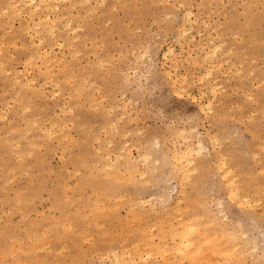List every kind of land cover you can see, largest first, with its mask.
I'll use <instances>...</instances> for the list:
<instances>
[{"label": "rangeland", "instance_id": "obj_1", "mask_svg": "<svg viewBox=\"0 0 264 264\" xmlns=\"http://www.w3.org/2000/svg\"><path fill=\"white\" fill-rule=\"evenodd\" d=\"M23 1L0 0V264L144 256L187 219L201 252L148 264H264V0Z\"/></svg>", "mask_w": 264, "mask_h": 264}, {"label": "bare ground", "instance_id": "obj_2", "mask_svg": "<svg viewBox=\"0 0 264 264\" xmlns=\"http://www.w3.org/2000/svg\"><path fill=\"white\" fill-rule=\"evenodd\" d=\"M14 1V0H13ZM21 1H23V0H21ZM34 0H31V2H32V4H34V2H33ZM40 1V0H39ZM58 1V0H57ZM20 2V1H19ZM41 2H42V0H41ZM40 2V3H41ZM43 2H45V1H43ZM42 2V3H43ZM23 3H24V1H23ZM47 3H48V1H47ZM19 4V3H18ZM9 5H10V3H9ZM28 5V4H27ZM56 5V4H55ZM8 6V5H7ZM12 6H14V5H12ZM15 6H16V4H15ZM47 6H48V4H47ZM9 7V6H8ZM18 7V6H17ZM34 9L33 10H31L32 11V14L31 15H33L32 17H33V19H34V17L37 15L38 16V20H39V22L38 23H36V22H34L33 23V25H34V27H33V25L31 26V27H28V29H26L27 31L29 30V28H31V29H33V28H35L36 29V33H38V32H40V30H42V27H43V29H45L46 31L48 30V31H50L53 35H55V28L53 27V25H54V20H52L51 18H50V15H45V17H43V16H41V15H38V13H39V10H40V8H41V5H39V4H35L34 6ZM50 7V6H49ZM56 7V6H55ZM75 8V7H74ZM17 9V8H16ZM19 11H20V9H18ZM29 10V9H28ZM16 11V10H15ZM14 11V12H15ZM30 11V10H29ZM30 11V12H31ZM9 12V11H8ZM11 12V11H10ZM46 13V12H45ZM17 15H19V13H16ZM185 14V13H184ZM14 15V14H13ZM71 15V14H70ZM191 13L190 12H186V16L188 17L187 19H188V22H190L191 21ZM30 15H29V19L30 18H32ZM183 17H184V15H183ZM13 18V20H14V17H12ZM186 20V19H185ZM194 21V20H193ZM192 21V22H193ZM186 22V21H185ZM205 22V21H204ZM72 23V22H71ZM191 23V22H190ZM193 23H196V22H193ZM2 25V24H1ZM30 25V24H29ZM40 25H43L42 27H40ZM66 25V24H65ZM70 24H68V27H70L69 26ZM188 25H189V23H188ZM191 25V24H190ZM189 25V26H190ZM1 27V26H0ZM24 27V26H23ZM185 27V26H184ZM8 29V28H7ZM9 29H11V28H9ZM30 29V30H31ZM66 29H67V27H66ZM70 29H72V28H70ZM76 29V28H75ZM193 28H191V30H192ZM6 30V29H5ZM44 30V31H45ZM32 31V30H31ZM74 31V30H73ZM76 31V30H75ZM188 31L190 32V30L188 29ZM186 29H183V32L181 33L182 35H183V33L184 34H186L185 36H187L188 34H187V32H188ZM34 32V31H33ZM67 33V32H66ZM65 33V34H66ZM41 34V33H40ZM43 34V33H42ZM69 35V34H68ZM58 36V35H57ZM209 37V36H208ZM32 38V37H31ZM55 38V37H54ZM69 38V37H68ZM30 40V39H29ZM40 40V39H39ZM42 40V39H41ZM40 40V41H41ZM61 40V39H60ZM215 40V39H214ZM212 41V40H211ZM55 42V41H54ZM38 43H40L41 44V42H38ZM31 45V44H30ZM30 45H29V47H30ZM71 45H72V43H71ZM31 46H33V44L31 45ZM219 47V46H218ZM218 47H217V49H218ZM31 48V47H30ZM38 48V47H37ZM213 50V49H212ZM211 50V51H212ZM35 51V50H34ZM79 52V51H78ZM212 53V52H211ZM215 53V52H214ZM40 54V53H39ZM46 54V53H45ZM78 54H80V52L78 53ZM210 53H208V54H206L207 56L209 55ZM43 55V54H42ZM190 55V54H189ZM31 57V56H30ZM33 57V56H32ZM42 57V56H41ZM38 58H40V56L38 57ZM33 59V58H32ZM31 59V60H32ZM39 60V59H38ZM55 60V59H54ZM226 60V59H225ZM59 63V62H58ZM43 64V63H42ZM221 66V65H220ZM40 67V66H39ZM52 67V66H51ZM219 67V66H218ZM50 68H49V66H48V70H49ZM51 70V69H50ZM8 71H10V70H8ZM14 73V72H13ZM15 73H16V71H15ZM19 73V72H18ZM53 73V72H52ZM12 74V73H11ZM208 74H210V73H208ZM210 76V75H209ZM17 79V80H16ZM20 78H19V76L17 75V73L15 74V78L13 79V80H16V82L19 80ZM64 79V78H63ZM69 79H70V77H69ZM26 80V79H25ZM71 80V79H70ZM84 81H85V79H84ZM202 81V80H201ZM56 82V81H55ZM20 83V82H19ZM69 83V82H68ZM73 83V82H72ZM35 84V81H30V80H27L24 84H22L21 85V87H30L31 85H34ZM74 84V83H73ZM84 85V84H83ZM207 85V84H206ZM14 87V86H13ZM34 87V86H33ZM23 89V88H22ZM78 89H79V85H78ZM213 89V88H212ZM215 90V89H214ZM212 91V90H211ZM206 92V91H205ZM215 92V91H214ZM213 92V93H214ZM210 104L211 103H209V105L208 106H210ZM207 106V107H208ZM210 109H211V107H209ZM1 118V117H0ZM90 131V130H89ZM194 132V131H193ZM196 132V131H195ZM88 133V132H87ZM86 133V134H87ZM88 136V135H87ZM89 137V136H88ZM200 137V136H199ZM100 138V137H99ZM91 139V138H90ZM98 139V138H97ZM155 140V139H154ZM99 141V140H98ZM101 141V140H100ZM188 141V140H187ZM86 142V141H85ZM217 142V141H216ZM155 143V142H154ZM203 143H200L198 146H199V149H200V151H204V147H203V145H202ZM218 144V143H217ZM100 149V148H99ZM189 151V156H193L192 155V152H193V149H191L190 147L189 148H187ZM221 149V148H220ZM98 152H100V151H98ZM197 152V151H196ZM198 153V152H197ZM198 154H200V153H198ZM185 155V154H184ZM205 155V154H204ZM216 156V155H215ZM143 157V156H142ZM181 157V156H180ZM179 157V158H180ZM195 157V156H194ZM219 157V156H218ZM144 158V157H143ZM148 158H151V157H149L148 156ZM181 158H183V157H181ZM180 158V159H181ZM102 159V158H101ZM194 159V158H193ZM104 160V159H103ZM145 161H146V159H144ZM148 160V159H147ZM182 160V159H181ZM150 161H151V159H150ZM194 161V160H193ZM193 161H192V159H191V157H187V158H185V162L184 163H180V164H178L177 165V167H176V169H178L179 170V172H187V171H185V169L186 168H188L189 166H192V165H194V163H193ZM218 161V160H217ZM147 162V161H146ZM181 162V161H180ZM196 162V161H195ZM219 162H220V160H219ZM222 162V161H221ZM223 163V162H222ZM221 163V164H222ZM219 164V163H218ZM208 165V164H207ZM223 165H225L224 163H223ZM227 165V164H226ZM226 165H225V167H226ZM223 167V166H222ZM221 167V168H222ZM224 168V167H223ZM222 168V169H223ZM175 169V170H176ZM189 169V168H188ZM196 169V168H195ZM208 169V168H207ZM211 170V169H210ZM225 171V170H224ZM227 171V170H226ZM229 172V171H228ZM188 173V172H187ZM186 173V174H187ZM197 173V172H196ZM225 173H227V172H224V174ZM230 173V172H229ZM133 174V173H132ZM143 174V173H142ZM224 174H222L224 177H225V175ZM228 174V173H227ZM181 175V174H180ZM184 175V173H182V175H181V178H183L182 176ZM187 175H189V174H187ZM184 176H186V175H184ZM222 176V177H223ZM189 177V176H188ZM187 177V178H188ZM186 178V177H185ZM125 179V178H124ZM180 180H182V179H180ZM184 180V179H183ZM186 180V179H185ZM135 182V181H134ZM196 182V181H195ZM229 181H227L226 183H228ZM185 183V182H184ZM229 183H231V182H229ZM233 184V183H232ZM232 184H230V186H232ZM234 185V184H233ZM229 186V185H228ZM234 187V186H233ZM233 187H231V188H233ZM237 187V185H235V188ZM236 189H238V188H236ZM241 189V188H240ZM234 190V189H233ZM232 190V191H233ZM242 190V189H241ZM231 191V189L229 190V192ZM229 192H227V194L229 193ZM235 192H239V191H235ZM234 191H233V193H235ZM231 193V192H230ZM229 193V194H230ZM236 194V193H235ZM246 194V193H245ZM233 195L234 194H232L231 195V197L233 198ZM247 195V194H246ZM230 196V195H229ZM239 197L241 196V195H238ZM245 196V195H244ZM244 196H242V197H244ZM242 197H240V199L242 200V199H244V198H242ZM248 198H249V196H247ZM246 197V198H247ZM230 198V197H229ZM231 198V199H232ZM245 198V199H246ZM236 199L238 200L239 198H237L236 197ZM151 200V199H150ZM149 200V201H150ZM164 200V199H163ZM233 200V199H232ZM231 200V201H232ZM235 200V199H234ZM233 200V201H234ZM236 201V200H235ZM246 201V203L247 204H250L251 202L249 201V200H245ZM160 202V201H159ZM218 202V201H217ZM242 202V201H241ZM147 203V202H146ZM246 203H244V204H246ZM239 204V203H238ZM242 204V203H241ZM242 206H246V205H242ZM249 206V205H248ZM187 208V207H186ZM249 208V207H248ZM175 209V208H174ZM104 210V209H103ZM222 210V209H221ZM179 212V211H178ZM220 212H222V211H220ZM224 212V211H223ZM217 213V212H216ZM262 213V212H261ZM226 214V213H225ZM177 215V214H176ZM179 216H180V214H179ZM215 216V215H214ZM105 217V216H104ZM166 217V216H165ZM178 217V216H177ZM181 217H183V215H181ZM195 218V217H194ZM194 218H192L193 220H194ZM197 218V217H196ZM225 218V217H224ZM177 219V218H176ZM183 219V218H182ZM159 221H161L160 219H159ZM177 221V220H176ZM138 222V221H137ZM156 222V221H155ZM179 222V223H178ZM164 223H166L165 221H164ZM177 223H178V226L179 225H181L182 226V229H180V230H178V231H173V230H171V238H172V242H173V245H171L168 241H165V240H160L158 243H157V245H154V243H150V244H148L150 247L149 248H151L150 249V251L148 252H146V254L144 255V256H141V255H139V257H137L136 256V254L134 255V254H131L130 252L129 253H124V252H122V254L120 253V254H117V253H114L112 256H114V260H113V262H112V259H110V264H141L143 261H144V264H148L147 262V260L151 257V258H153V256H154V253H155V255H161V256H163V255H168L169 254V256L170 255H172V258L170 259V260H172V259H175V258H177V257H179L180 258V261H183V263H184V259L185 258H187V256H190V255H192L193 253L195 254V253H200L201 251H200V247H198V245L196 244V241H195V238H193V234L196 232V230H197V226L191 221V220H189V219H187V220H185V222H180V221H177ZM239 223V222H238ZM144 224V223H143ZM142 224V225H143ZM240 224V223H239ZM145 225V224H144ZM158 225V224H157ZM153 226V225H152ZM199 227V226H198ZM132 228V227H131ZM144 228V227H143ZM148 228H150V227H148ZM148 228L146 229V231L148 230ZM169 228V227H168ZM200 228V227H199ZM202 228V227H201ZM240 228H242V227H240ZM145 229V228H144ZM143 229V230H144ZM166 230H167V228H166ZM67 231V230H66ZM145 231V235H146V232ZM149 231V230H148ZM199 231H202L201 229L199 230ZM206 231V230H205ZM204 232V231H203ZM134 233V232H133ZM150 233V232H149ZM154 233V232H153ZM204 233H206V232H204ZM86 234V233H85ZM237 234V233H236ZM243 235H244V233H242ZM150 235H152L151 233H150ZM146 236H148V235H146ZM239 236V235H238ZM245 236H247V237H245ZM244 237L245 238H247L248 239V235H245ZM86 237V236H85ZM158 237V236H157ZM215 237V236H214ZM222 237H224V235L222 236ZM221 237V238H222ZM244 237H242V238H244ZM257 237V236H256ZM44 238V237H43ZM89 238V237H88ZM87 238V239H88ZM124 239H127V237L126 238H124ZM179 239V240H178ZM217 239V238H216ZM220 239V238H219ZM227 239V238H226ZM225 239V240H226ZM86 240V239H85ZM116 240V239H115ZM128 240V239H127ZM126 240V241H127ZM239 240H241V239H239ZM258 240V239H257ZM94 241V240H93ZM120 241V240H119ZM123 241H125V240H123ZM214 241V240H213ZM221 241V240H220ZM224 241V239L222 240V242ZM95 242V241H94ZM93 242V243H94ZM137 242V241H136ZM135 242V243H136ZM215 242V241H214ZM217 242H219V240L217 239ZM216 242V243H217ZM252 242H253V240H252ZM123 243V242H122ZM205 243L207 244L208 243V241L206 242L205 241ZM216 243H214L215 245H216ZM264 243V242H263ZM46 244V243H45ZM50 244V243H49ZM121 244V243H120ZM124 244H125V242H124ZM124 244H121V245H123L124 246ZM213 243H211V245H212ZM213 244V245H214ZM218 244V243H217ZM137 245H138V243H137ZM203 245H204V243H203ZM215 245L213 246V247H210L211 248V251H212V249H214V247H215ZM219 245V244H218ZM221 245V244H220ZM224 245H226V243L224 244ZM46 246V245H45ZM130 246V245H129ZM136 245L134 244V247H135ZM142 245H140V247H141ZM154 246V247H153ZM63 247V246H62ZM131 247V246H130ZM130 247H127L126 248V246H125V248L124 249H128V248H130ZM139 246L137 247V248H140ZM148 247V246H147ZM147 247H143L144 248V250H145V248H147ZM216 247H219V246H216ZM215 247V251L216 250H218L219 249V251H220V248H221V246H220V248H216ZM222 247H223V245H222ZM227 247V246H226ZM235 247V246H234ZM48 248V247H47ZM46 248V249H47ZM136 247H135V250L137 249ZM142 248V247H141ZM142 248V249H143ZM210 248H208L209 249V252H210ZM228 248V247H227ZM254 248V247H253ZM259 248V247H258ZM43 249V248H42ZM41 249V250H42ZM45 249V250H46ZM49 249H50V247H49ZM102 249H103V247H102ZM123 249V250H124ZM203 248H202V246H201V250H202ZM225 249L226 248H224L223 249V253L225 252ZM228 249H230V248H228ZM234 248H231V250L232 251H230L231 253L236 249L237 250V248H235L234 250H233ZM255 249H256V247H255ZM137 250H140V249H137ZM136 250V251H137ZM144 250H142L144 253H145V251ZM250 250V249H249ZM26 251V250H25ZM32 251V250H31ZM51 251V250H50ZM125 251V250H124ZM133 251H134V249H133ZM200 251V252H199ZM207 251V250H206ZM218 251V252H219ZM221 251H222V248H221ZM227 251H229V250H227ZM238 251V250H237ZM240 251V250H239ZM245 251V250H244ZM244 251H243V253H244ZM59 252V251H58ZM115 252V251H114ZM202 252H204L203 250H202ZM214 252V251H213ZM251 252V251H250ZM254 252H255V250H254ZM253 252V253H254ZM29 253V252H28ZM228 253V252H227ZM234 253L236 254V252L234 251ZM209 254V253H208ZM212 253H210V255H211ZM231 255V254H230ZM233 255V254H232ZM111 256V257H112ZM161 256H159L160 258H162ZM244 256V255H243ZM156 257V256H155ZM109 258V257H108ZM150 258V259H151ZM207 258H210V257H207ZM166 259H167V257H166ZM166 259H164V261L166 260ZM206 259V258H205ZM213 259V258H212ZM154 260V259H153ZM140 261H141V263H140ZM150 261V260H149ZM175 261V260H174ZM200 261V260H199ZM201 261H203V259L201 260ZM210 261V260H209ZM212 261V260H211ZM146 262V263H145ZM150 263V262H149ZM183 263H177V264H183ZM212 263H213V261H212ZM23 264H24V262H23Z\"/></svg>", "mask_w": 264, "mask_h": 264}]
</instances>
